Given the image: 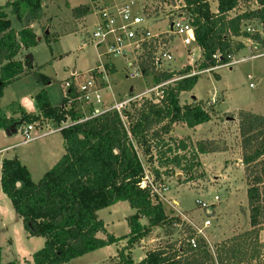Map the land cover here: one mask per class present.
<instances>
[{
    "label": "trees",
    "instance_id": "16d2710c",
    "mask_svg": "<svg viewBox=\"0 0 264 264\" xmlns=\"http://www.w3.org/2000/svg\"><path fill=\"white\" fill-rule=\"evenodd\" d=\"M211 1L214 0H161L153 9L144 8L146 15L159 16L167 14L165 3L179 4L180 12L194 29V42L200 47L195 67L187 64L175 70L163 68L156 61L157 39L142 46L137 61L142 74L152 76L155 85L169 82L163 86L161 96L142 97L121 113L109 111L63 129L65 153L38 182L32 180L27 167L17 158L2 161V190L27 235L43 238L44 245L24 263L16 259L3 263L0 250V264H63L100 248L119 246L123 239H128L127 244L118 247L117 254L104 264H264V239L259 238L264 231V115L243 110L238 112L237 119L247 174L251 229L242 238L245 241L253 238L251 252L245 244L246 253L241 254L245 241L237 243L234 239L230 245L219 244L214 255L208 242L196 237V230L189 227L185 241H170L148 250L139 261L132 256L134 246L154 228L189 226L182 217L168 215L153 186L144 185L147 172L156 186L165 185L178 171L186 181H193L195 170L201 167V155L226 150L219 147L216 139L194 143L189 136L178 139L174 135L176 125L194 129L213 118L212 104L207 106L196 99L181 103V94L192 91L199 78L186 75L194 69L225 64L228 54L235 57L245 47L242 39L264 44V33L244 28L245 22L257 20L264 31V0H215L216 10L211 9ZM251 1L254 9L247 6V11L230 16L236 8ZM6 9L20 18L22 29L11 27ZM74 11L85 16L90 7L83 5ZM43 16L40 0H12L0 6V97L9 84L31 72L28 59L22 60L20 54L39 43L33 24ZM161 38L167 48L170 38ZM216 53L222 55L220 60L213 57ZM107 66L114 68L112 62ZM72 92L67 94L74 97ZM34 98L37 113L28 112L19 102L10 104L9 116L0 108V129L41 123L40 120L59 126L66 119L82 116L75 103L64 107L68 101L65 97L58 105L51 103L45 90ZM17 182L21 185L17 186ZM118 202H128L134 210L128 217L130 232L122 236L110 232L98 215ZM191 238L196 239L195 247L189 242Z\"/></svg>",
    "mask_w": 264,
    "mask_h": 264
},
{
    "label": "rangeland",
    "instance_id": "374dc122",
    "mask_svg": "<svg viewBox=\"0 0 264 264\" xmlns=\"http://www.w3.org/2000/svg\"><path fill=\"white\" fill-rule=\"evenodd\" d=\"M8 1L12 0H0V6ZM40 1L44 16L33 24V28L41 40L36 46L25 49L20 54L22 60L28 59L31 72L9 84L0 97V108L7 116L11 115L8 108L13 102L22 103L29 112L37 111L34 97L41 90L47 92L53 105L60 104L66 92L64 82L70 79L72 71L86 73L97 66L102 59L111 61L115 68H113L109 93L103 92V98L106 101L110 103L114 100L121 101L129 97L133 91V94L140 93L155 86L152 76L138 73L134 63V53L130 49L127 50L128 61L124 56L105 57L101 56L104 48H97L88 40L95 24L94 12L98 3L93 0ZM132 1V9L146 18L152 33L170 29L169 19L162 13L154 22L147 18L143 11L146 6L153 9L161 0ZM83 5H88L90 12L85 16L76 15L74 9ZM179 6V4L167 3L163 5L166 12L180 10ZM247 6L254 9L255 4L252 1L242 4L232 11L230 16L247 11L245 10ZM211 9H216L215 0L211 1ZM6 11L9 13L11 27L16 30L22 29L23 24L20 18L11 14L9 9ZM245 23L244 28L251 27L255 31L264 33L259 21L252 20ZM169 38L171 41L168 49L173 59L162 63L163 68L178 70L190 63L191 56L195 59L199 57L200 47L194 41L186 45L181 36L169 34ZM50 40L51 43L48 42ZM242 41L245 47L239 51L235 59L252 55L251 50L254 53L264 52V44L260 45L256 41L250 44L247 39ZM198 76L193 90L182 93L180 101L184 104L196 99L202 100L207 106L212 104L210 113L213 118L210 122L204 123L196 133L188 127L176 125L178 128L175 135L178 139L189 136L194 143L201 139H216L219 147L226 150L201 155V167L195 170L196 178L193 181L181 179L178 181V177L174 176L165 182L167 190L162 187L157 188L166 213L170 216L182 217L189 226L180 224L172 229L154 228L132 249L135 261L142 259L148 250L165 245L167 242L176 240L183 242L189 235V227L202 229L206 220H209L211 225L203 228L204 234H197L196 237H203L214 255L219 244L230 245L234 239L237 243L242 239L245 241L242 236L251 229L247 174L242 161L237 114L243 110L264 115V55L232 66H222L210 72H202ZM131 88L132 92H130ZM18 115L14 116L18 117ZM40 121L44 127H36V133L47 132L52 128L49 126L50 121ZM25 125L26 123L19 125L17 131L11 134H8L5 129H0V149L8 148L0 151V250L3 263L15 259L24 263L25 259H31L32 254L43 247L44 239L27 235L20 217L3 192L2 161L17 158L27 167L32 180L38 182L58 162L62 153H65L61 132L47 134L32 142L24 143ZM177 174L182 173L178 171ZM147 175L149 176L150 173L147 172ZM183 178L185 179L184 176ZM215 196L220 198L218 202H215ZM174 200L177 204L173 202ZM197 200L205 202L208 206L201 207L197 204ZM133 213L134 210L128 202H118L99 211L98 215L110 232L116 236H122L130 232L128 217ZM259 238L260 241L264 239V231H261ZM127 240H121L119 246L113 244L100 248L63 264H104L110 256L117 254L118 247L127 244ZM242 244L244 247L240 253H246L245 244L250 249V253L253 238Z\"/></svg>",
    "mask_w": 264,
    "mask_h": 264
},
{
    "label": "built area",
    "instance_id": "2783aa9c",
    "mask_svg": "<svg viewBox=\"0 0 264 264\" xmlns=\"http://www.w3.org/2000/svg\"><path fill=\"white\" fill-rule=\"evenodd\" d=\"M95 2L98 3L95 11L96 21L91 33L88 36V40L92 42L97 48L103 47L104 51L101 53V56L105 57H110L112 55L124 56L127 57L126 61H128L129 57L127 56V50L130 49L134 53V63H136L137 71L140 74H142V72L137 64L138 54L142 50V46L145 43L150 42L152 39H157L159 48L156 54V61L162 66V63L165 61H171L173 59V55L169 51L168 47L164 48V44L161 42L162 36L169 37V34L181 36L183 43L186 45L195 41L194 29L192 25L185 19L183 13L180 12V10L166 12L167 14L165 16L167 19H169L170 29L160 31L158 33H152L146 18L132 9V0H126L122 2L117 0H96ZM145 16L149 19H152L154 22L157 21L158 18L157 15L148 16L145 14ZM246 30L252 33L256 32L255 29L251 27H248ZM249 40L250 44L255 43V40ZM251 53L252 55L243 57L241 59H235L234 56L228 54V61L225 64L197 71L194 69L186 76L198 75L202 72H210L222 66H232L234 64L255 59L264 55V52L254 53L253 50H251ZM221 56L222 55L220 53L213 55V57L217 60H220ZM189 60V64L195 67V63L198 58L195 59L193 56H191ZM108 63H111V61L102 59V61L97 66L93 67L86 73L74 71L71 74L70 79L64 82L66 89L64 97L68 99L67 104L64 107L69 108L73 103H75L82 113L81 117L76 120H71L70 118L66 119L62 121L59 126H54L50 123L49 126L52 128H50L49 131L43 133L35 132L36 127H44L39 121L26 123L23 130V142L29 143L44 137L47 134L62 132L63 129H67L76 124L98 117L109 111L116 110L121 113L122 110L127 109L133 101L141 99L142 97L161 96L163 86L169 83L163 82L135 94H133L134 91L132 89L133 92L130 91L132 93L126 99L121 101L114 100L110 103L103 98V92L109 93V89L111 88V77L113 75V68L108 67ZM249 78L252 77L249 76ZM67 91H73L72 93H74L75 96L70 97V95L67 94ZM147 183L153 186L154 191L158 195L159 192L157 188L162 187L164 190H167L165 185L159 184L156 186L153 184L149 176L146 177V182H144V185ZM214 200L215 202H218L220 198L215 196ZM197 204H199L201 207L208 206L201 200H197ZM210 225L211 222L206 220L202 229L195 227L196 233L204 234L203 228H207ZM189 242L193 247L196 246L195 238H191Z\"/></svg>",
    "mask_w": 264,
    "mask_h": 264
},
{
    "label": "crops",
    "instance_id": "0c3cea01",
    "mask_svg": "<svg viewBox=\"0 0 264 264\" xmlns=\"http://www.w3.org/2000/svg\"><path fill=\"white\" fill-rule=\"evenodd\" d=\"M214 10H216V9H214ZM94 15H95V18H96V14H95V12H94ZM96 21V20H95ZM248 41H250L249 39H247ZM75 70H73L72 71V73L74 72ZM71 73V74H72ZM70 77H71V75H70ZM132 89V88H131ZM131 89H130V91H131ZM21 104V106H25V105H23L22 103H20ZM25 108V107H24ZM29 112V111H28ZM37 113L38 111H33V113ZM210 122V121H209ZM204 125V123L203 124H201V125H198L196 128H194V129H189V130H192V132L193 133H196L197 132V130L201 127V126H203ZM178 126H183V128H184V126L185 125H182V124H179ZM178 126H175V128H174V135L176 134V130H177V128H178ZM186 127V126H185ZM7 128H5V130H6ZM18 129V128H17ZM7 132V131H6ZM8 133V132H7ZM9 134V133H8ZM63 136V135H62ZM192 138L194 137V136H192V135H190ZM63 143H65L64 142V138H63ZM64 146H65V144H64ZM8 148H4V149H0V151H3V150H7ZM64 153H62V155H63ZM61 157V156H60ZM1 166H2V163H1ZM178 175V174H177ZM175 204H177V201H173ZM118 250V249H117Z\"/></svg>",
    "mask_w": 264,
    "mask_h": 264
},
{
    "label": "water",
    "instance_id": "95a60500",
    "mask_svg": "<svg viewBox=\"0 0 264 264\" xmlns=\"http://www.w3.org/2000/svg\"><path fill=\"white\" fill-rule=\"evenodd\" d=\"M46 33L48 34V31H46ZM37 39H38L39 41L41 40L40 37H38ZM131 91H132V89H131ZM15 126H16V124L12 125L11 127L7 128L6 131H7L9 134L16 132V131H17V128H16ZM177 177H178V179L185 180V179L183 178L182 174H178ZM20 185H21V183H20V182H17V186H20Z\"/></svg>",
    "mask_w": 264,
    "mask_h": 264
}]
</instances>
